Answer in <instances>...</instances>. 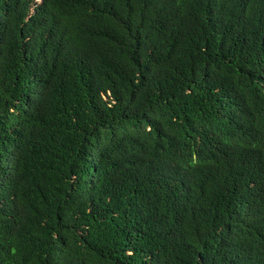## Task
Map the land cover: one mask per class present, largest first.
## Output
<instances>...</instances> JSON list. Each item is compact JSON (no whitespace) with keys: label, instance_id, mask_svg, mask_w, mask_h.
Masks as SVG:
<instances>
[{"label":"trees","instance_id":"obj_1","mask_svg":"<svg viewBox=\"0 0 264 264\" xmlns=\"http://www.w3.org/2000/svg\"><path fill=\"white\" fill-rule=\"evenodd\" d=\"M0 264H264V0H0Z\"/></svg>","mask_w":264,"mask_h":264}]
</instances>
